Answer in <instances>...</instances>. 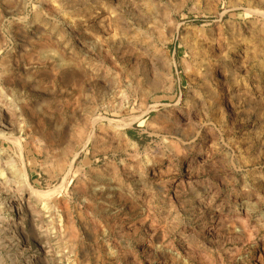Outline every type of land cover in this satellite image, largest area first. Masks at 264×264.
Segmentation results:
<instances>
[{
  "label": "rangeland",
  "instance_id": "obj_1",
  "mask_svg": "<svg viewBox=\"0 0 264 264\" xmlns=\"http://www.w3.org/2000/svg\"><path fill=\"white\" fill-rule=\"evenodd\" d=\"M48 2L50 16L39 0H0L1 47L19 63L6 61L0 74L30 77L26 69L39 52L55 57L54 48L38 47L45 35L75 74L39 68L37 85L23 91L31 114L18 117L23 132L12 130L31 184L58 186L69 145L101 117L84 148L73 143L77 158L58 199L60 212L79 210L99 230L106 264H128L151 222L164 237L153 241L156 253L164 251L161 241L172 244L177 264H252L264 238V0ZM86 20L94 25L89 35ZM1 151L17 158L11 140L0 139ZM180 155L194 160L191 187L173 186L169 175L151 179L143 169L162 159L181 178ZM84 185L107 189L93 198L81 192ZM207 194L214 199L209 212L224 216L235 201L250 203L256 229L248 241L202 232L205 220L192 205ZM83 242L89 263L97 264L94 242ZM185 252L194 257L186 261Z\"/></svg>",
  "mask_w": 264,
  "mask_h": 264
},
{
  "label": "bare ground",
  "instance_id": "obj_2",
  "mask_svg": "<svg viewBox=\"0 0 264 264\" xmlns=\"http://www.w3.org/2000/svg\"><path fill=\"white\" fill-rule=\"evenodd\" d=\"M49 4L48 0H39L40 7L50 16L54 12ZM40 15L39 12L35 14L37 17ZM2 18L3 11L0 10V67L4 66L6 61L19 64L17 58H14L12 53L9 52L5 55L1 47V43L4 40L1 27ZM62 19L64 20L63 16ZM89 22L86 20L84 23L83 32L85 35H89L94 31L93 23L89 24ZM72 24L79 26L81 22L74 19ZM40 29V27H37V31ZM41 31L38 33H41ZM38 47L40 49L54 48L57 52H54L55 57L44 55L42 51V53L39 52L37 55L33 54L36 55L35 64L30 63L28 69H26L27 75L30 77L22 76V74L16 75L17 73L15 75L12 73L6 75L0 74V139L4 141L11 140L17 148V158L7 151L0 152V264H90L88 256L86 257L84 254L85 248H88V245L83 242L85 238L94 242V248L93 246L91 248L89 246V248L95 253L94 257H96L97 264H106L101 255L104 246L99 242V230H93L91 228L92 225L88 222L89 220L79 210L75 212V216L67 213L64 210L66 207L61 209L64 211L60 212V199H58L61 196V191L66 188L67 179L72 172L74 161L77 158V152L72 151L73 143L76 144L77 142L84 148L93 139V126L100 121L101 117L91 118L89 130L85 133L80 131L81 133L76 136V141V138L74 140L71 139L74 142L69 145L67 162L65 160L60 168V171L64 170L61 183L47 190L37 188L36 185L31 184L24 160L23 144L21 140L15 137L12 130V127L17 126L15 129H18L19 132L24 131L25 125L20 124L21 121H18V117L20 118L22 114L31 112L27 107V95L24 92L28 87L32 90L29 85L33 83L35 86L37 85L35 73L39 68L48 70V73L51 72L50 74L54 76L60 74L67 77L70 74L75 76V74L68 70L66 62L69 63V61H65L64 53L59 51L57 48L58 43L54 42L52 37L45 35L38 42ZM10 62L8 64L11 66ZM20 120H22V117ZM174 146L176 147V145ZM177 153L179 154V152ZM179 160L180 163H183V176L181 178L177 169L173 165L162 161V159L155 160L154 163L144 166L143 169H145L146 173H149L151 179H160L163 175H169L173 186L183 184L191 187L195 180V175L192 171L194 169V160L192 158H185V155H180ZM106 189V185H95V187L84 185L81 192L89 196L91 194L93 198H98ZM210 196L208 194L199 196L192 205L193 215H198L205 220L201 226L202 232L205 231L207 234L213 236L228 234L242 242L248 241L252 232L256 229L255 224L250 225L253 219L250 213L252 207L250 203L241 200L235 201V206L229 208L227 214L224 216L220 212L213 213V210L211 213L209 212L212 209L210 205L214 201ZM175 200H177V197ZM91 201L92 199L86 196L83 197L84 204L89 205L90 208L94 206L92 205L94 202L91 203ZM217 206L218 204H216ZM107 219H109V216ZM146 228L145 234L148 237L140 236L135 239L136 253L131 254L132 258L128 264H177L178 257H175L177 253L174 251L172 244L168 243V245H165L166 242L164 244L161 241L160 245L164 248V251L156 253L153 241L155 239H164L160 225L151 222ZM65 238H68L70 241V244L67 246L63 244ZM105 241L106 245L111 246L108 239ZM127 255L125 252L124 256L126 258ZM191 255L185 252L183 259L187 261ZM229 255L233 258V254L230 253ZM107 263L114 264L113 258ZM245 264H250V262ZM252 264H264L263 237H261L260 250Z\"/></svg>",
  "mask_w": 264,
  "mask_h": 264
}]
</instances>
